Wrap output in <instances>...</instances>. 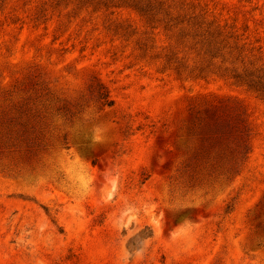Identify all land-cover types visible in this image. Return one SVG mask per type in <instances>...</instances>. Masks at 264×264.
<instances>
[{
    "label": "rangeland",
    "instance_id": "rangeland-1",
    "mask_svg": "<svg viewBox=\"0 0 264 264\" xmlns=\"http://www.w3.org/2000/svg\"><path fill=\"white\" fill-rule=\"evenodd\" d=\"M191 1L264 37V0ZM45 3L0 0V264H264V100Z\"/></svg>",
    "mask_w": 264,
    "mask_h": 264
},
{
    "label": "trees",
    "instance_id": "trees-1",
    "mask_svg": "<svg viewBox=\"0 0 264 264\" xmlns=\"http://www.w3.org/2000/svg\"><path fill=\"white\" fill-rule=\"evenodd\" d=\"M45 1L52 8L74 7L110 14L130 9L141 18L143 27L165 35L168 41L154 52L155 47L140 39V49L145 55L155 53L152 60L161 61L178 78L193 81L225 78L264 100V37L251 30L249 24L239 27L236 22L229 23L191 0ZM104 98L106 104H113L108 95ZM206 129V135L223 130L211 125Z\"/></svg>",
    "mask_w": 264,
    "mask_h": 264
}]
</instances>
